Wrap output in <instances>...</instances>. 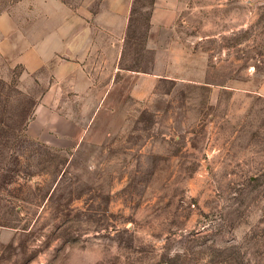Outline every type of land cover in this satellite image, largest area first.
<instances>
[{
  "label": "rangeland",
  "instance_id": "1",
  "mask_svg": "<svg viewBox=\"0 0 264 264\" xmlns=\"http://www.w3.org/2000/svg\"><path fill=\"white\" fill-rule=\"evenodd\" d=\"M20 1L0 0V264H264V0H131L100 105L42 99ZM156 2L172 23L150 21Z\"/></svg>",
  "mask_w": 264,
  "mask_h": 264
},
{
  "label": "crops",
  "instance_id": "2",
  "mask_svg": "<svg viewBox=\"0 0 264 264\" xmlns=\"http://www.w3.org/2000/svg\"><path fill=\"white\" fill-rule=\"evenodd\" d=\"M30 1L27 8L18 11V30L23 25L30 31L28 36H18V63L30 72L49 67L54 83L42 99L52 100L56 89L66 87L72 91L81 89L80 94L92 99L88 103H106L114 73L118 71L119 42L128 23L131 0H98L96 9L89 16L72 12L62 0ZM23 3V0L19 2L18 10ZM169 10L156 2L150 21L172 23ZM9 19L7 15L1 16L0 24ZM97 68L100 75L108 73V80L100 87V96L95 99L94 90L98 86L94 82L101 79L95 72ZM132 79L130 94L133 97L139 98L149 92L150 87L142 85L144 79L141 76L132 75ZM6 235L7 231L0 227V245L6 241Z\"/></svg>",
  "mask_w": 264,
  "mask_h": 264
},
{
  "label": "trees",
  "instance_id": "3",
  "mask_svg": "<svg viewBox=\"0 0 264 264\" xmlns=\"http://www.w3.org/2000/svg\"><path fill=\"white\" fill-rule=\"evenodd\" d=\"M25 133H26V132H25ZM25 137H28L27 134L25 135ZM4 226L16 228L15 225H4Z\"/></svg>",
  "mask_w": 264,
  "mask_h": 264
}]
</instances>
